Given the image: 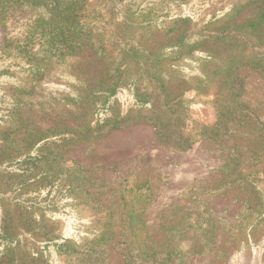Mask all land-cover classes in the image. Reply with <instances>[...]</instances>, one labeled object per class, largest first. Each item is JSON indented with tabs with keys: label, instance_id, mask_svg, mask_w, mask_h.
<instances>
[{
	"label": "trees",
	"instance_id": "obj_1",
	"mask_svg": "<svg viewBox=\"0 0 264 264\" xmlns=\"http://www.w3.org/2000/svg\"><path fill=\"white\" fill-rule=\"evenodd\" d=\"M224 1L227 7L210 12L204 1L205 9L185 14L193 0H105L117 31L111 41L102 15L89 11L91 0H0V28L16 10L37 13L23 38L5 40L6 58L17 64L0 71V264H87L118 237L125 264H184L190 257L225 256L215 251L219 236L237 239L264 224V168L247 175L238 158L223 167L224 188L215 187L226 193L235 186L257 201L243 203L235 226L204 202L189 211L199 204L194 200L165 211L158 231L145 221L155 201L147 182L122 186L106 206L104 186L66 158L81 143L148 125L183 152L199 141L239 138L261 163L264 119L241 100L239 73L253 70L264 78V0ZM250 7V18L238 22ZM85 55L103 64L98 77L80 73ZM56 73L78 82L73 97L63 93L79 121L50 120L39 129L25 116L38 105V88ZM3 78L16 86L5 87ZM198 99L212 105L216 123L185 135L189 106Z\"/></svg>",
	"mask_w": 264,
	"mask_h": 264
},
{
	"label": "rangeland",
	"instance_id": "obj_2",
	"mask_svg": "<svg viewBox=\"0 0 264 264\" xmlns=\"http://www.w3.org/2000/svg\"><path fill=\"white\" fill-rule=\"evenodd\" d=\"M204 1L209 4L207 11L212 6L214 10L228 6L224 0H193L185 14L197 13L201 6L205 9L202 4ZM194 3H198L195 8L192 7ZM89 11L93 12L94 17L102 15L100 19L106 26V35L113 41L117 31L110 20L112 13L109 5L105 0H91ZM251 12L252 7L244 10L237 21L245 22L250 18ZM36 16L35 10H16L11 13L5 26L0 28V71L17 64L12 59L6 58L5 40L23 38L24 30ZM91 58L92 56H84L85 62L80 63L84 68L80 66L79 71L90 77H98L104 69L103 64L95 63ZM15 68L14 65L13 69ZM64 75L66 76L61 77L58 73L50 75L41 84L35 95L38 105L27 117L25 116L26 121H32L39 129L45 127L50 120L66 119L65 125H72L75 120L79 121V118L76 119L68 112L71 110V104L67 102L63 93L68 91L67 95L73 97L74 87L78 82L71 78V75ZM17 76H19L18 70L15 71L13 78ZM239 76L240 84L243 86L241 100L258 108L260 117L264 119V78L253 70H243ZM3 79L5 87L11 84L16 86V80ZM51 94L56 95L47 104L46 99ZM41 104L45 105L46 110H41ZM67 112L71 116H65ZM186 119L185 135L190 134L193 129L214 125L217 113L212 105L198 99L190 104ZM233 133L235 134V131ZM247 149L239 138L228 135L216 142L199 141L194 143L190 150L183 152L173 142L159 138L152 126L136 125L125 130L113 131L98 140L81 143L72 149L66 158L86 169L93 184L104 186L99 189L103 190L100 197L103 199V205L106 206L117 201L116 193L122 186L147 182L155 194V201L147 207L145 221L149 228L158 231L163 224L160 217L165 211H171V207L176 206L188 208L191 201L195 202L194 200L199 204L193 203L192 207L194 204L196 206L188 208L189 211L198 209L200 202V208L203 209L202 202H204L215 216L235 226L241 219L243 203L248 201L254 206L257 201L235 186H228L226 193L216 191L215 187L221 185L224 188L223 167L233 157L241 161L242 170L247 175L264 168V159L261 163L259 160H253L255 157H252ZM260 177L263 179L264 174H260ZM261 186L264 187V183ZM256 217L257 213H254L250 221ZM215 244L216 252L224 250L228 254L217 256L214 253L190 257L184 264H264V224L255 232L248 229L237 239L221 235L216 239ZM123 251L122 240L118 237L102 257L87 264H125Z\"/></svg>",
	"mask_w": 264,
	"mask_h": 264
}]
</instances>
